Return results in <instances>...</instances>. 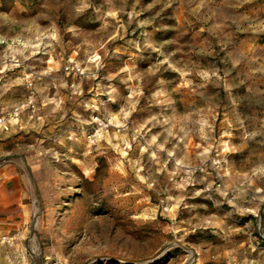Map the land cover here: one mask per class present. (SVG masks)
Returning <instances> with one entry per match:
<instances>
[{
    "label": "rangeland",
    "instance_id": "rangeland-1",
    "mask_svg": "<svg viewBox=\"0 0 264 264\" xmlns=\"http://www.w3.org/2000/svg\"><path fill=\"white\" fill-rule=\"evenodd\" d=\"M1 119L42 257L264 264V0H0Z\"/></svg>",
    "mask_w": 264,
    "mask_h": 264
},
{
    "label": "crops",
    "instance_id": "crops-1",
    "mask_svg": "<svg viewBox=\"0 0 264 264\" xmlns=\"http://www.w3.org/2000/svg\"><path fill=\"white\" fill-rule=\"evenodd\" d=\"M27 196L28 185L20 173L16 169L0 168V234L19 231L26 235L32 210V205L25 202ZM2 249L5 248L0 246V252ZM18 254L22 256L21 252Z\"/></svg>",
    "mask_w": 264,
    "mask_h": 264
},
{
    "label": "built area",
    "instance_id": "built-area-1",
    "mask_svg": "<svg viewBox=\"0 0 264 264\" xmlns=\"http://www.w3.org/2000/svg\"><path fill=\"white\" fill-rule=\"evenodd\" d=\"M65 69L72 70L73 72H80V67L71 62L69 63ZM19 109L17 108L16 111ZM15 111V113H16ZM9 121H6L4 119L0 120V124L3 129L7 130L9 127ZM94 125L92 126L91 130L89 131L87 137L88 139H92L96 135L100 133V131L107 127L108 124L101 121L98 115L94 117L93 121ZM132 141L143 143L142 148L144 149L146 147V139L145 135H143L141 132H133L132 133ZM32 210H31V217H30V223L27 227V233L26 235L22 236L19 231L15 232H9V233H3L0 234V246L4 247L6 250L10 251H17L20 250L23 257L30 256L34 261H37V264H61L58 260L55 259H49L48 256L42 257V251L39 243L37 242V233H38V224L40 221V210L36 205V200H32ZM29 242V244H25V242Z\"/></svg>",
    "mask_w": 264,
    "mask_h": 264
}]
</instances>
